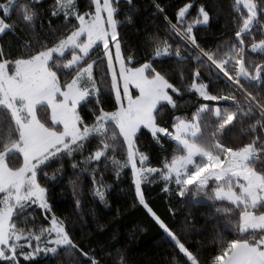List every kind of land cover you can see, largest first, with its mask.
<instances>
[{
    "label": "snow or ice",
    "instance_id": "6c2138e0",
    "mask_svg": "<svg viewBox=\"0 0 264 264\" xmlns=\"http://www.w3.org/2000/svg\"><path fill=\"white\" fill-rule=\"evenodd\" d=\"M37 3L0 0V34L16 35V24L28 33L0 45V264L22 257L32 264L41 253L59 256L57 264H102L74 240L68 218L53 212L49 192L63 179L65 161L77 177L89 174L101 204L104 172L111 167L118 177L130 168L135 200L172 248L170 264H264V59L248 55L264 54V8L235 0L226 30L205 47L195 26H211L206 4L188 0L170 18L153 0L164 31L144 38L141 56L121 32L131 17L118 19V0H87L84 10L78 0H52L46 18ZM152 148L163 153L155 164ZM153 177L169 199L205 198L215 223L213 251L203 261L188 247L200 243L191 239V220L175 229L146 202L142 185ZM69 183L79 210L82 184Z\"/></svg>",
    "mask_w": 264,
    "mask_h": 264
},
{
    "label": "trees",
    "instance_id": "16d2710c",
    "mask_svg": "<svg viewBox=\"0 0 264 264\" xmlns=\"http://www.w3.org/2000/svg\"><path fill=\"white\" fill-rule=\"evenodd\" d=\"M78 2L81 10H84L87 0H78ZM155 2L165 7L166 15L174 18L176 8L182 3L188 2V0H155ZM234 2L235 0H192L195 6L201 3L206 4L213 15L210 27L195 26V35L202 45L205 47L215 45L216 37L226 30L221 25L229 19L231 15L230 5ZM256 2L264 8V0H256ZM51 3L52 0H38L36 4V7L42 10L41 14L45 18L50 11ZM118 5L120 8L118 19L123 20L126 15L131 17V22L125 21L121 27L122 34L128 44L138 50L139 55H145V52L140 50L142 41L146 36L156 32L163 35V15L153 14L155 11L153 0H132L133 6L131 9L128 8L127 0H118ZM195 6L189 10V19L195 15ZM15 15V10H13L12 17H15ZM261 20H264V16L261 17ZM40 23L41 21L37 19V34H40ZM53 24L55 26V21ZM45 27H47L46 21ZM258 28L259 25H257ZM15 33L16 35H13L12 32L6 31L0 34V45L7 47L9 41L15 45L18 36L28 38V33L19 24L15 25ZM254 34L257 40L261 38L258 30ZM248 42L251 43V40ZM125 47L126 50H131L128 49L127 45ZM173 50H175V45H173ZM95 54L93 53V55ZM70 55L71 53H68V56ZM248 55L257 62L264 59V54L259 51L252 52L249 49ZM67 58L65 57V59ZM188 67H195V65L189 64ZM201 74L205 79L208 78L207 69H201ZM219 87H223L222 81L214 85L213 90ZM224 90L228 91L227 88ZM41 116L43 118V110H41ZM141 141L146 146L141 151H147L151 147L149 137L142 136ZM94 143L90 142L89 147H92ZM84 154L87 155V151ZM109 154L111 155V153ZM170 154L171 150H169ZM151 155V163L155 164L158 157L163 153L157 148H152ZM122 156V152L117 153L118 159ZM75 158L79 160L80 157L77 155ZM70 163V161H65L66 167L63 179L51 186L49 195L53 212L62 218H68L69 231L74 240L82 245L86 242L87 249H92L95 256L102 261V264H118L120 257L123 258L124 264H170L172 248L164 241L162 230L153 218L135 200L130 168L123 169L118 177L111 167L104 172L103 179L107 187V198L105 203L101 204L92 197L90 191L92 184L89 174L84 173L82 176L77 177L72 173V169L67 167ZM52 167H55V165ZM100 167L103 169V163ZM51 170V168L48 169L49 173ZM77 172H79V169H77ZM99 176L100 173L98 172L97 177L99 178ZM70 179L78 180L82 184V191L78 193V198L82 200V206L79 210L75 207L74 200L76 198L72 195ZM142 191L146 202L170 227L180 229L185 227L188 221L191 220V224L188 225L192 229L191 239L193 241L199 240L200 243L199 245L190 243L188 247L190 249L195 248L201 261L213 251L212 236L215 221L210 219L209 213L211 210L208 204L204 202L205 198L201 197L195 200L190 198L191 202H184L179 198L169 199L166 194L162 193L161 185L156 182V177L145 182L142 185ZM170 207L175 209V215L169 211ZM212 208L214 209L215 205ZM36 216L43 219L39 211L36 212ZM100 225H103L102 230L99 227ZM225 235L226 238H233L227 233ZM59 259V256L53 259L41 253L32 261V264H57ZM184 259L180 255V260L183 261ZM20 264H25L23 257L20 259Z\"/></svg>",
    "mask_w": 264,
    "mask_h": 264
},
{
    "label": "rangeland",
    "instance_id": "374dc122",
    "mask_svg": "<svg viewBox=\"0 0 264 264\" xmlns=\"http://www.w3.org/2000/svg\"><path fill=\"white\" fill-rule=\"evenodd\" d=\"M133 95H135V92L133 91ZM26 248H27V246H26Z\"/></svg>",
    "mask_w": 264,
    "mask_h": 264
}]
</instances>
